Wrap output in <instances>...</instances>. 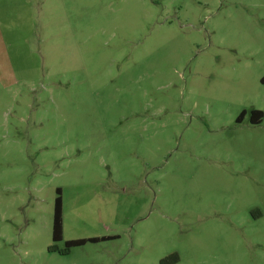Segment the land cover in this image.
I'll use <instances>...</instances> for the list:
<instances>
[{
    "label": "rangeland",
    "instance_id": "obj_1",
    "mask_svg": "<svg viewBox=\"0 0 264 264\" xmlns=\"http://www.w3.org/2000/svg\"><path fill=\"white\" fill-rule=\"evenodd\" d=\"M263 77L264 0H0V264H264Z\"/></svg>",
    "mask_w": 264,
    "mask_h": 264
},
{
    "label": "trees",
    "instance_id": "obj_2",
    "mask_svg": "<svg viewBox=\"0 0 264 264\" xmlns=\"http://www.w3.org/2000/svg\"><path fill=\"white\" fill-rule=\"evenodd\" d=\"M261 84L264 87V77L261 79ZM247 112L244 110L237 119L238 123H241L246 117ZM264 113L259 110H253L251 112L250 121L253 125H259L262 122ZM57 198L55 200L53 227H52V238L54 245L50 247V251L57 252L62 255L70 254L71 250L75 247L84 246L87 243H100L109 240H114L116 237H102V238H91L88 240H75L68 241L65 243V248L60 249L58 244L63 241V199L61 196V190H57ZM179 256L177 254L171 255L162 261V264H177L179 262Z\"/></svg>",
    "mask_w": 264,
    "mask_h": 264
}]
</instances>
